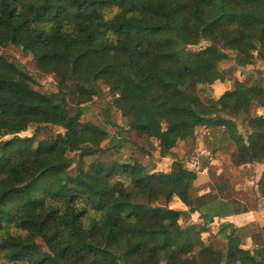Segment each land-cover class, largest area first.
Segmentation results:
<instances>
[{"label": "trees", "instance_id": "obj_1", "mask_svg": "<svg viewBox=\"0 0 264 264\" xmlns=\"http://www.w3.org/2000/svg\"><path fill=\"white\" fill-rule=\"evenodd\" d=\"M202 41L205 51L186 52ZM20 42L39 70L54 75L56 91L33 88L30 76L0 55V260L264 264L260 231L249 235L252 250L241 245L245 228L227 224L217 231L223 247L204 242L215 218L244 210L212 193L194 196L196 172L177 160L158 172L114 155L129 132L155 140L166 156L197 128L222 126L237 164L264 162V117L249 115L253 103L264 107V74L236 80L215 101L198 96L200 85L223 80L229 52L241 68L264 57V0H0V47ZM99 82L125 122L113 133L80 120ZM234 119L249 127L245 136ZM50 125L63 133L19 135ZM172 195L201 223L182 225V211L168 207Z\"/></svg>", "mask_w": 264, "mask_h": 264}, {"label": "rangeland", "instance_id": "obj_2", "mask_svg": "<svg viewBox=\"0 0 264 264\" xmlns=\"http://www.w3.org/2000/svg\"><path fill=\"white\" fill-rule=\"evenodd\" d=\"M208 43L199 42L197 45L188 46L186 52H203L207 48ZM256 51L254 54L256 55ZM229 57L220 64V70L224 73L222 81L216 80L210 85H200L198 88V96L204 102L215 101L219 95L228 89L233 88L236 80L251 81L260 73L264 74V57L258 58L253 66L235 67L233 65V53L229 52ZM0 55L7 58L8 61L16 63L19 68L24 70L32 79V87L43 93L56 91V79L54 75L41 71L37 67L36 61L32 58L31 53L26 48L25 42L18 44H8L0 47ZM214 74H211L213 77ZM99 95L84 103L83 113L80 117L82 122L92 121L101 125L108 132L113 133L120 126H125V122L121 112L113 105L112 94L108 88L98 83ZM68 106L74 111L75 105L70 99H67ZM107 114H104V110ZM107 120L105 121V116ZM251 116L264 117V108L252 104L249 110ZM237 130L245 136L250 131L249 127L241 123L240 120L234 119ZM63 129L50 125L46 129L39 127L35 132L34 127L21 132L20 136H31L35 133L36 140L46 139L49 135H57L63 133ZM4 138H7L4 137ZM123 144L120 147V155L114 154L122 159L136 158L139 162L145 164L153 171L167 172L173 161H179L182 166L196 172L197 179L194 183V196L201 193H212L218 197L229 198L234 200L238 208L246 211L238 217L230 219L229 217L219 220L217 218L207 226V230L202 233L205 243L212 244L215 248L223 247L225 241L217 234L222 224L230 226L244 227L242 231L243 238L241 245L244 248L253 249L250 233L260 231L264 235V195L261 191L260 180L264 181V162L237 164L234 159L236 147L228 137L224 127H199L195 130L194 136L179 141L172 151L166 156H160L157 148V142L143 141L133 133L129 132L123 135ZM107 141V140H106ZM135 141L142 144L147 153H143L131 142ZM91 158H85V167ZM76 169L73 160L68 171L74 173ZM168 190H164V196ZM165 197L156 202V205L162 206L165 203ZM168 207L182 211L179 222L185 224H200L201 220L195 213L188 212V208L174 195L168 198ZM198 218V219H197ZM42 246L41 240L37 239ZM264 263V249L260 257ZM0 264H7L0 260ZM223 264V263H221Z\"/></svg>", "mask_w": 264, "mask_h": 264}, {"label": "crops", "instance_id": "obj_3", "mask_svg": "<svg viewBox=\"0 0 264 264\" xmlns=\"http://www.w3.org/2000/svg\"><path fill=\"white\" fill-rule=\"evenodd\" d=\"M257 105V104H256ZM252 106V105H251ZM258 106V105H257ZM260 107V106H259ZM262 108H264V107H262ZM260 181H262L263 183H264V181H263V178H262V180H260ZM263 193V192H262ZM264 195V194H263ZM246 211H243V212H240V213H238V214H235V215H231V216H228L230 219H233V218H236V217H238L240 214L242 215V214H244ZM196 215H197V217H198V213H195ZM227 217V218H228ZM198 219V218H197ZM217 219H219V220H223V218H217Z\"/></svg>", "mask_w": 264, "mask_h": 264}]
</instances>
